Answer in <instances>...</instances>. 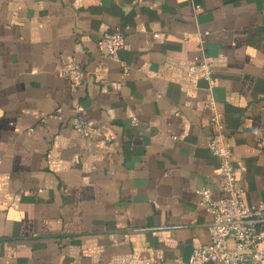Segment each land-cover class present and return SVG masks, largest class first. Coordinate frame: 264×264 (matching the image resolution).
<instances>
[{
	"label": "crops",
	"instance_id": "obj_1",
	"mask_svg": "<svg viewBox=\"0 0 264 264\" xmlns=\"http://www.w3.org/2000/svg\"><path fill=\"white\" fill-rule=\"evenodd\" d=\"M215 113L264 201V0H0V264L188 262L210 241L199 189L221 195Z\"/></svg>",
	"mask_w": 264,
	"mask_h": 264
},
{
	"label": "built area",
	"instance_id": "obj_2",
	"mask_svg": "<svg viewBox=\"0 0 264 264\" xmlns=\"http://www.w3.org/2000/svg\"><path fill=\"white\" fill-rule=\"evenodd\" d=\"M124 44V35L119 30L107 31L99 40L100 47L109 56H116ZM199 67L211 84V59L204 57ZM59 74L69 80L73 91L81 87L84 81L82 67L74 59L67 61L59 69ZM210 87L212 88V85ZM206 107L216 109V100L212 95ZM212 120L218 131L209 137L208 146L220 159L221 195L215 197L213 189L209 186L199 189L200 205L212 215L208 224L210 241L195 248L189 261L181 264H264V201L253 205L246 204L245 192L233 164V148L223 132L224 124L216 113ZM133 121L137 123V118ZM75 128L85 135L89 133L83 121L77 123ZM261 142L264 144V137Z\"/></svg>",
	"mask_w": 264,
	"mask_h": 264
}]
</instances>
